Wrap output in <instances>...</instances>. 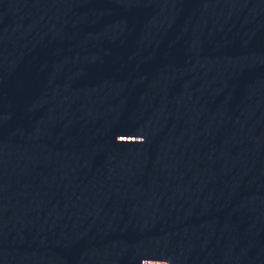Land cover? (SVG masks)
<instances>
[{"label": "water", "instance_id": "obj_1", "mask_svg": "<svg viewBox=\"0 0 264 264\" xmlns=\"http://www.w3.org/2000/svg\"><path fill=\"white\" fill-rule=\"evenodd\" d=\"M0 264H264V0H0Z\"/></svg>", "mask_w": 264, "mask_h": 264}]
</instances>
